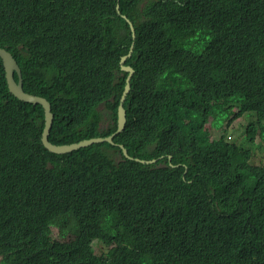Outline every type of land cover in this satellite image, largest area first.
<instances>
[{
  "label": "trees",
  "instance_id": "trees-1",
  "mask_svg": "<svg viewBox=\"0 0 264 264\" xmlns=\"http://www.w3.org/2000/svg\"><path fill=\"white\" fill-rule=\"evenodd\" d=\"M133 42L113 142L152 165L107 143L48 153L0 57V264H264V164L207 126L249 115L264 143V0H0V47L51 103L53 145L116 132Z\"/></svg>",
  "mask_w": 264,
  "mask_h": 264
},
{
  "label": "water",
  "instance_id": "water-1",
  "mask_svg": "<svg viewBox=\"0 0 264 264\" xmlns=\"http://www.w3.org/2000/svg\"><path fill=\"white\" fill-rule=\"evenodd\" d=\"M117 10L120 13V6L117 5ZM123 18L129 23L131 31H132V38L136 39V31L133 23L126 17L123 16ZM134 46L135 43L131 45L129 53L122 57L120 62V70L122 73H125L128 75L126 80V86L124 89L123 96L121 98L119 107H118V119H117V130L113 134L107 137H96L92 139L82 140L78 143H71L69 145H53L49 142L48 137L50 136L51 129L54 123V114L52 112V106L51 103L43 98L39 97L30 93L25 92L24 88V81H23V74H22V68L20 67L18 59L15 57V55L7 50L4 47H0V57L3 60V66H5L6 73H7V81L9 84L10 92L19 100L34 104V105H41L44 109V116H45V124H44V130L41 138V143L44 147V149L53 155L57 156H63L68 155L74 152H78L83 149H87V147H90L95 144H102L107 143L109 145H118L120 147V150L122 152V155L128 159L129 161H135L140 164L145 165H152L156 163L157 160H141L138 158L130 157L127 154V150L125 149L123 144H116L113 142V138L117 135L122 133V131H125L126 124H127V113L124 108V105L127 101V98L131 92V82L134 76V70H132L129 67H126V62L129 58L132 57V54L134 52ZM16 74L19 75L20 80L18 81L16 78ZM171 156H168V161H170Z\"/></svg>",
  "mask_w": 264,
  "mask_h": 264
},
{
  "label": "rangeland",
  "instance_id": "rangeland-1",
  "mask_svg": "<svg viewBox=\"0 0 264 264\" xmlns=\"http://www.w3.org/2000/svg\"><path fill=\"white\" fill-rule=\"evenodd\" d=\"M103 120L101 126L103 129H106L111 124V117L109 115V111L105 104L101 105L99 108ZM249 115H245L238 119L233 120L231 123H228V119L222 120V125L217 127L215 125V119L210 121L207 126L210 130V134L212 138H218L223 132V128L226 127L225 134L229 141H235L242 149L252 151L253 157V164L254 165H263L264 164V143L259 139L256 138L255 142H250L247 138H245V127L249 122ZM53 238L56 240H62L58 234L57 227H53ZM93 247L97 254H103L108 252V248L99 243L98 241L93 242Z\"/></svg>",
  "mask_w": 264,
  "mask_h": 264
},
{
  "label": "clouds",
  "instance_id": "clouds-1",
  "mask_svg": "<svg viewBox=\"0 0 264 264\" xmlns=\"http://www.w3.org/2000/svg\"><path fill=\"white\" fill-rule=\"evenodd\" d=\"M123 74H125V73H123ZM127 125V124H126ZM57 156V155H56ZM64 156V155H63Z\"/></svg>",
  "mask_w": 264,
  "mask_h": 264
}]
</instances>
